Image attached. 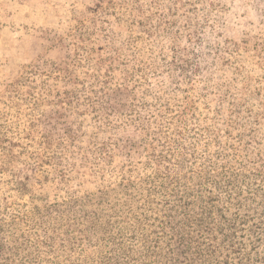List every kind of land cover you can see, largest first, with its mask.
<instances>
[{
  "label": "rangeland",
  "instance_id": "374dc122",
  "mask_svg": "<svg viewBox=\"0 0 264 264\" xmlns=\"http://www.w3.org/2000/svg\"><path fill=\"white\" fill-rule=\"evenodd\" d=\"M0 264H264V0H0Z\"/></svg>",
  "mask_w": 264,
  "mask_h": 264
}]
</instances>
